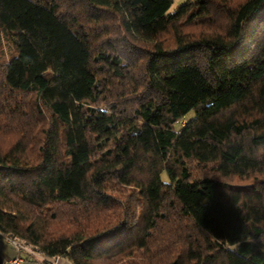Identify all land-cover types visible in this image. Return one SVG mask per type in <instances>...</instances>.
Returning <instances> with one entry per match:
<instances>
[{"label": "trees", "instance_id": "1", "mask_svg": "<svg viewBox=\"0 0 264 264\" xmlns=\"http://www.w3.org/2000/svg\"><path fill=\"white\" fill-rule=\"evenodd\" d=\"M61 1L0 0V236L264 264V0Z\"/></svg>", "mask_w": 264, "mask_h": 264}, {"label": "rangeland", "instance_id": "2", "mask_svg": "<svg viewBox=\"0 0 264 264\" xmlns=\"http://www.w3.org/2000/svg\"><path fill=\"white\" fill-rule=\"evenodd\" d=\"M184 1L185 0H172V5L169 8V11L175 10L176 7ZM232 1L238 2V0H232ZM79 5L80 4L77 0H62L61 1V6H62L61 8H64L65 10H73L72 12L75 14H80V12L78 10L83 11V8L80 9ZM217 21H218V25H219L218 28H220V26L226 25V20L224 19L223 15H222V17H221V15H219V16L217 15ZM189 29H193V28L191 27ZM103 39H101V40H103ZM129 54H131L129 56V59L131 58V56L135 55V53H129ZM133 58H135V57H133ZM31 97H32V95H27V99H30ZM21 100H22V98H21ZM19 106H20V109H22V111L26 112L28 115L32 112H33V114L35 113L33 110H30L31 106L26 107V109L24 108L25 107L24 103H20ZM23 108L25 110H23ZM4 137H6V136H4L3 134H0V143L2 145L7 144V139ZM0 249H1L2 253L4 254L5 264H6V262L8 263L9 260L15 258V256H16V258H21L22 256H20L19 254H22L25 257H22L20 259L21 261L18 264H47V263H49V264H72L70 261H68L67 259L62 258V257H55L53 259H46L42 254H40L38 251H36V249H34L31 245L24 244L22 242H17V241H16V244H13L4 235H1V237H0ZM47 260H50V261L48 262ZM28 261H30V262H28Z\"/></svg>", "mask_w": 264, "mask_h": 264}, {"label": "built area", "instance_id": "3", "mask_svg": "<svg viewBox=\"0 0 264 264\" xmlns=\"http://www.w3.org/2000/svg\"><path fill=\"white\" fill-rule=\"evenodd\" d=\"M9 240H10V242L11 243H13V244H16V240H14V239H10V238H8ZM21 258H13V259H11V260H9V262L7 263L6 262V264H18L21 260H20ZM47 264H49V263H47Z\"/></svg>", "mask_w": 264, "mask_h": 264}, {"label": "crops", "instance_id": "4", "mask_svg": "<svg viewBox=\"0 0 264 264\" xmlns=\"http://www.w3.org/2000/svg\"><path fill=\"white\" fill-rule=\"evenodd\" d=\"M1 237V236H0ZM14 255V254H13ZM10 256V255H9ZM29 262V261H28ZM27 263V262H26Z\"/></svg>", "mask_w": 264, "mask_h": 264}]
</instances>
